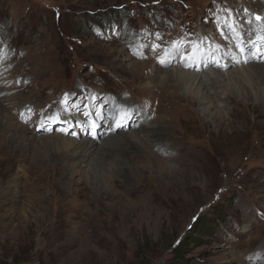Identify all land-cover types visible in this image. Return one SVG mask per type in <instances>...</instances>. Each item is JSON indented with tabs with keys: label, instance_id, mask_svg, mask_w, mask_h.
<instances>
[{
	"label": "rangeland",
	"instance_id": "374dc122",
	"mask_svg": "<svg viewBox=\"0 0 264 264\" xmlns=\"http://www.w3.org/2000/svg\"><path fill=\"white\" fill-rule=\"evenodd\" d=\"M234 1L238 5L230 0H0V102L35 139L47 142L57 134L77 140L79 132L100 144L108 135L109 113L122 99L142 109L130 112L134 122L128 125V118L125 131L137 134L133 126L145 120L151 127L165 124L174 135L170 152L139 145L135 154L150 164H134L141 176L127 170L123 181L113 160L94 176L87 166L92 157L81 164L71 156L57 159L62 150L48 142L47 150L22 151L25 158L19 161L12 154L17 145L6 148L2 136L0 264H264V250L252 261L264 244V108L252 103L264 95L257 96L254 78L245 74L238 83L227 81L228 73L243 74L246 64L219 69L225 79L221 85L202 79H213L218 68L191 71L202 76L196 87L185 90L197 97V102L189 97L192 104L169 102L170 93L184 92L180 85L163 90L137 76H150V66L172 54L173 42L182 41L184 49L192 45L189 52L194 42L199 54L203 46L210 49L203 36L212 32L216 44L231 51L226 40L245 41L261 33L264 10L245 12L242 4L263 0ZM230 9L237 14L234 25L228 23ZM218 26L226 30L221 37ZM181 50L173 53L178 62ZM234 50L242 52L240 45ZM127 55L141 61L135 72L124 60ZM215 57L216 65L225 62L223 55ZM245 89L251 98H244ZM227 95L243 102L233 108ZM156 97L161 106L153 115ZM17 101L26 113L13 107ZM215 111L239 132L230 143L210 115ZM231 128L224 127L228 134ZM9 134H4L7 139ZM121 148L108 149L111 157H118ZM158 156L172 167L173 179L159 173ZM152 180L158 184L153 202L147 196V189L155 188ZM163 187L170 191L160 192ZM203 218L210 223L196 229Z\"/></svg>",
	"mask_w": 264,
	"mask_h": 264
},
{
	"label": "bare ground",
	"instance_id": "6f19581e",
	"mask_svg": "<svg viewBox=\"0 0 264 264\" xmlns=\"http://www.w3.org/2000/svg\"><path fill=\"white\" fill-rule=\"evenodd\" d=\"M230 2L232 4L235 3L234 0H230ZM235 4L238 5L237 3H235ZM242 5L244 6L243 8H244L245 12L248 11V12L260 13V11L258 10L259 8L261 9V12L264 10V0L262 1L261 4H258L257 2L256 3H252V2L245 3V1H244ZM255 6H257V8L254 9ZM229 14H231L233 19L230 17V21L228 23H230L231 25L236 24L235 23V19L237 18L236 12H234V10L230 9ZM246 17H247V15H246ZM246 25H248V24H246ZM216 30H217V35L220 37L224 35V32H226V30L223 29L221 26L216 27ZM260 32L261 33L252 34L251 38L247 39V40L244 39L245 41H243L244 37L240 38L239 40H231V39L226 40L227 41L226 44H230L233 48V50L231 49V51H227L224 46L220 47L219 44H216V42H217L216 38L212 35L213 33L210 32V35L205 34V36H203V37H205V40H209L208 47L210 49L207 48L206 49L207 51H203V50H205L204 46H203V48L201 50H198L199 54H195V56L197 58V65L196 66L185 67V64L188 63V61L184 58H182V60L178 62V60L173 57V53L176 52L173 49V50H171V53H172L171 55L168 53V55H170L169 57H171V59L169 60V57L164 59L167 61L166 63H163V64L156 63L155 65L150 66L152 68V70L149 74L150 76H148V75L142 76L140 74H138L137 76L139 79L146 80V83L148 85H151L152 87L159 86L163 90L168 89V88H165L167 85H169L171 87V89H174V90L177 88V86L180 85L181 88L184 89V92H182L181 94H179L177 92L173 93V94L170 93L169 102L176 101L177 103H179L180 101H185V102L189 101L192 104V102L194 100L197 102L198 99H197V97L191 96L190 94L187 95L186 94L187 92L185 90L188 89L190 91L192 86L198 85L202 76L201 77L200 76L193 77L194 75H192L191 71L197 70L198 67H200V66L201 67L205 66L208 68L210 67L211 69H212V67H215V69L218 68L216 70H214V69L212 70V71H214L212 73V76H214L213 79L208 77L207 75H205L202 79L205 81L206 84H208V82H207L208 80L209 81L213 80L214 84L217 83V84L221 85L225 81V79H224L223 75H221V73H219L220 71L218 72V70L224 69V68H225V70H227L229 65L236 64L237 62H239V63L246 64L245 65L246 68H245V70H243L244 72H242L243 74L239 75V73H230V74L228 73L227 81L230 80V81L236 83L237 81L240 82L241 77L250 76L251 78H254V80H255L254 82H256V85H255L256 87L254 86V91H255V93H257V96L261 95V94L264 95V64H262L264 62V41H258L257 42L259 49H260L259 53H257V48L254 47L250 43L251 41H255L258 36L264 37V28H263V31L261 30ZM245 33H249V31H245ZM242 41L247 42V44H248L247 50H244L246 47H244L242 45V43H241ZM180 42H182V41H180ZM179 43H176V46L179 48V50L182 48V50L180 52L183 51L182 56H184L186 53L185 51L189 52L190 51L189 47H192V45H189L188 47H186L184 49L183 46H181ZM239 45L244 48L243 52H241V53L234 50V47L237 48ZM120 49H121L120 52H122V48H120ZM125 51H126V47H125ZM154 52L157 53L158 50H154ZM214 55H216V57H215L216 60L218 59L219 55H223L224 56L223 60L222 59L221 60L225 61V62L224 63L221 62L220 63L221 66H217L215 63L212 62V59H214ZM124 60H127V61L129 60L128 62H130V63L128 66H129V70H131V72H135L137 70V67L140 66V64H141V61L138 62V60L137 59L135 60V58L133 56L129 57L127 55L126 59L124 58ZM175 61H177V63H175ZM245 61H247V62H245ZM251 61L252 62L260 61L261 63L257 62L255 64H252ZM174 65H177L178 68H174L173 67ZM222 65H227V67H223ZM121 66L122 65H120V67ZM139 69H140V67H139ZM196 79H197V82L194 83ZM245 79H247V78H245ZM250 83H252V82H250ZM203 84H202V90L207 89L206 85L203 86ZM260 85H262L263 88H262V86L260 88ZM247 90L248 89H245V94H244L245 99L251 98L250 91H247ZM259 90H262V91H259ZM205 93L207 94L208 91H206ZM189 97L191 99H193L192 102L189 100ZM210 97H211V99H214L213 98L214 96L212 97L210 95ZM148 99L149 98H146V101ZM218 99H220V98H217L216 102H218L219 105L223 106V104ZM225 99H226V102H228V103H234L233 108L236 106H239L240 103L243 102V101L237 100L232 95H227ZM144 103H146V102H144ZM252 104H253V107L263 106V108H264V100L259 99L256 103L254 102ZM15 106L18 107V110L21 112V114L26 113L25 105L20 106L18 104V101H17L16 103L13 104L14 108H15ZM160 106L161 105L159 104V100L156 97L153 115H157V111L160 110ZM138 107L140 109H138L137 112L142 110L140 106L132 105V102L131 103L127 102L125 99L120 100L117 103L116 108L114 107L115 112L109 113L110 125L106 129V134H108V135H107L106 139L104 141H102V143H100V144L98 143L97 140L92 139L90 137H87L84 134H81L79 132L77 133L78 135H76V136H79L77 140L66 139L62 135H57V134L55 135V137H54V135L48 136V137H51V139L49 141H47L48 144L49 145L54 144V146H52L50 148H57V149L62 150V152L60 154L54 153L55 154L54 157L57 159L62 158L64 160V159H66V157L68 158L69 156H71V158H74V160L76 162H79V164L87 162V159L89 157H92L87 162V166H88L89 171H91V173H93V175L97 174L99 172L98 171L99 168H104L105 163H107L108 161L112 162L111 160H113L114 164H116V166H118V169H119L118 171L120 172L122 181L126 180L125 174H126L127 170H130V172L132 171V174L135 177L139 178L141 176V174L135 170L133 165L136 163H139L141 160L150 164V161L148 160V158H146L145 156H142V154L141 155L135 154V152H137L136 150L139 149V145L145 146V145L149 144L152 148H154L160 152H167V151L170 152L172 149L170 142H171V139L173 138L174 135H170V133H167L168 127L165 126V124L162 125V123H161L157 127H153V126L151 127V126H148V122L145 120H141L140 123H137V125H138L137 127H136V125L133 126V129H134V131H137V134H134L135 132L133 133L131 131L128 132V129L126 130L127 131L126 132L124 129H126L127 126L130 125L132 122H134L133 120L135 118V115L132 113L129 117V124L128 125L125 124L124 127H119V128L116 127V125H114V123L119 118H121L120 114L123 115L125 113H130L133 110H136ZM143 109H145V108H143ZM177 109L179 110L178 112H182V110H183L180 108H177ZM187 109H185V110H187ZM4 110H5V108L3 107L2 103L0 102V138L2 136H4V138H6V140L8 141V146H6V148H8L9 146H14L15 144L17 145V147L13 149L12 154H16L17 157H19V159H18L19 161L21 158H22L21 160H24V158H25L22 151H27L29 148L33 147L34 150H36V151L40 150V149H43V150L48 149L49 145L47 144V142H45L46 140H43L40 138L35 139L33 136V131H29L21 123L19 124L17 122L18 123L17 124L16 121L14 120L13 116ZM4 113L6 115H4ZM115 114H117V119L114 117ZM165 114H166V112H165ZM262 114H264V111H262ZM210 115L212 117H214L218 121V123L221 125L220 130H221L222 134L221 133H219V134H220V136L223 135L222 138L224 140H228L227 143H230L231 139L237 138V136L239 135V132L237 133L236 130L234 131L229 125L232 121H229V120H227V122L223 121L224 113L219 112V111H215V112L210 113ZM110 127L112 129L111 131L109 130ZM224 127L231 128L229 134L226 133ZM118 129H120L122 132L121 131L116 132ZM261 129H263L262 126H261ZM5 133H10L8 139H7V137H5V135H4ZM139 135H142L143 139L142 138L140 139ZM164 143H165V145H164ZM230 145H232V143ZM116 146L122 147L121 150L119 152H117L118 157H114V156L111 157L112 155H110V154L113 152H109L108 149H110L111 147L112 148L116 147ZM200 147L202 150H204V146L200 145ZM7 151H9V150H7ZM68 151H72V154H70V153L68 154ZM18 152H21L20 156H19L20 153L18 154ZM187 152L189 155L192 154L194 157L197 156L195 154L196 152H194V151L188 150ZM36 154H37V152H36ZM3 156H4V154L1 156L2 160H4L7 164L8 159H3ZM8 156L12 157V155H9V154H8ZM175 158H178V156L177 155L170 156V159H172V160H174ZM155 160H156V163L159 164V166H157L159 173L160 174L163 173L162 175L165 177V179H168V180L173 179L174 171L172 170V167L168 166L167 163H165V162L163 163L162 159H160L159 156L156 157ZM115 161H116V163H115ZM126 164H127V166H126ZM192 164L194 165L195 163H193L191 161V165ZM113 173H115V172L113 171ZM117 180H119V179H116V178L113 179V183L115 184V182H117ZM152 181L154 183L155 188L153 190L147 189V196H148L149 200L154 197L152 200V202H153L155 199V190L157 187L156 185H158V184H156V181H154V180H152ZM83 188H85V185H83ZM150 188H152V186ZM163 191L165 193H168V191H170V190L163 187L160 192H163ZM157 194H158V192H157ZM260 250H264V244H262V246L255 251L256 254L254 257H252L253 262L254 261L256 262V258H258L261 255Z\"/></svg>",
	"mask_w": 264,
	"mask_h": 264
},
{
	"label": "snow or ice",
	"instance_id": "6c2138e0",
	"mask_svg": "<svg viewBox=\"0 0 264 264\" xmlns=\"http://www.w3.org/2000/svg\"><path fill=\"white\" fill-rule=\"evenodd\" d=\"M256 20H260L261 19V17L259 16V15H256ZM258 41H264V37H260V36H258L257 37V39L255 40V41H251L250 43L254 46V47H256L257 48V53H259V51H260V49H259V46H258ZM176 43L177 42H173V46H174V51H179V48L176 46ZM185 43H189V42H185ZM193 43V50L191 51V52H187V53H185V55H184V59H186L187 61H188V63H186L185 64V67H194V66H196L197 65V58H196V56H195V53H196V45H195V43L194 42H192ZM151 47L153 48V49H155V48H158L159 47V45L158 44H152L151 45ZM241 51L243 52V48H241ZM171 59V57H169V60ZM158 62L159 63H161V64H163V63H166L167 61L166 60H163V59H159L158 60ZM245 62H247V61H245ZM217 66H221L220 64H219V62L217 61ZM223 67H227V65H222ZM130 113H125V114H123L122 116H121V118H119L117 121H116V127H124L125 126V122H126V120L130 117ZM53 122H56V121H53ZM67 121H65V123H66ZM44 126V124L42 123L41 124V127H43ZM91 127L92 128H95L96 127V125H95V122H92L91 123ZM65 131L67 130V129H64ZM110 131L112 130L111 129V127H110V129H109Z\"/></svg>",
	"mask_w": 264,
	"mask_h": 264
},
{
	"label": "trees",
	"instance_id": "16d2710c",
	"mask_svg": "<svg viewBox=\"0 0 264 264\" xmlns=\"http://www.w3.org/2000/svg\"><path fill=\"white\" fill-rule=\"evenodd\" d=\"M210 223V220H206L205 218H203L197 225H196V229H203L206 225L208 226V224ZM205 229V228H204Z\"/></svg>",
	"mask_w": 264,
	"mask_h": 264
}]
</instances>
